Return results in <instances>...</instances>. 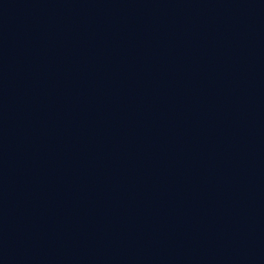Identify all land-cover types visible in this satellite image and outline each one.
Wrapping results in <instances>:
<instances>
[{"label": "water", "instance_id": "obj_1", "mask_svg": "<svg viewBox=\"0 0 264 264\" xmlns=\"http://www.w3.org/2000/svg\"><path fill=\"white\" fill-rule=\"evenodd\" d=\"M0 264H264V0H0Z\"/></svg>", "mask_w": 264, "mask_h": 264}]
</instances>
